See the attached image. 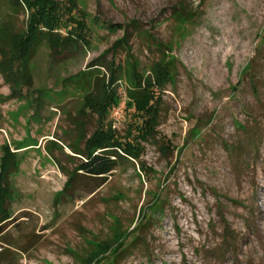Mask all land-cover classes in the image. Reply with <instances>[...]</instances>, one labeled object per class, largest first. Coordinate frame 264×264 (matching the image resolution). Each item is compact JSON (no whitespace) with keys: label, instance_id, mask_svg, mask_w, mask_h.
Masks as SVG:
<instances>
[{"label":"rangeland","instance_id":"374dc122","mask_svg":"<svg viewBox=\"0 0 264 264\" xmlns=\"http://www.w3.org/2000/svg\"><path fill=\"white\" fill-rule=\"evenodd\" d=\"M58 1L75 3L88 43L57 54L39 44L28 87L0 73V164L8 148L17 165L0 264H85L100 248L92 264H264V0ZM25 18L0 0L3 29L22 30ZM110 24L130 30L140 74L172 60L157 133L104 182L77 173L67 185L79 162L69 146L96 127L70 76L123 64L112 124L124 136L136 120L124 104L127 49L110 50L124 29Z\"/></svg>","mask_w":264,"mask_h":264},{"label":"trees","instance_id":"16d2710c","mask_svg":"<svg viewBox=\"0 0 264 264\" xmlns=\"http://www.w3.org/2000/svg\"><path fill=\"white\" fill-rule=\"evenodd\" d=\"M2 1L11 11L22 12L26 16L22 30L11 32L0 26L2 42L0 73L12 86L28 87L32 84L30 59L42 42H45L54 54L61 53L78 42L88 43L86 36L88 25L85 17L78 18L72 15V10L76 7L74 2H71L69 7H63L58 0ZM64 10H67L66 14ZM117 26L123 27L124 33L121 38L115 40L110 50L114 51L118 47L127 49L125 64L130 70L131 86L125 89L124 104L125 108L133 110L136 120L128 124L124 136H119L112 124L111 112L121 104L116 83L123 75L125 68L123 64L114 63L112 60L107 67L108 76L101 75L99 63H91L88 69L70 76L66 82L85 92L80 112L94 113L96 127L87 136L82 147L73 144L69 146L75 154L71 156L78 157L79 162L73 171L68 172L67 185H70L77 173L97 177L104 182L122 160L139 159L143 151L142 143L153 138L157 133L160 113V98L157 91L169 81L173 67L172 60L164 58L150 67L148 75L140 74L128 42L130 30L119 24L106 25L112 31L116 30ZM131 26L133 29H139L134 21ZM11 166H17L15 154L6 148L0 164V237L5 234V223L11 219L10 209L7 206V202L11 201L8 182ZM141 168L145 171L147 169L143 165ZM157 203L154 210H162L163 207L157 206ZM9 245L17 249V252L22 250L12 244ZM130 246V244L121 246L117 255L121 256ZM100 251L101 248L89 255L85 259V264H92Z\"/></svg>","mask_w":264,"mask_h":264},{"label":"built area","instance_id":"2783aa9c","mask_svg":"<svg viewBox=\"0 0 264 264\" xmlns=\"http://www.w3.org/2000/svg\"><path fill=\"white\" fill-rule=\"evenodd\" d=\"M115 114L117 113V112H114Z\"/></svg>","mask_w":264,"mask_h":264}]
</instances>
